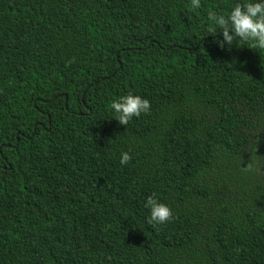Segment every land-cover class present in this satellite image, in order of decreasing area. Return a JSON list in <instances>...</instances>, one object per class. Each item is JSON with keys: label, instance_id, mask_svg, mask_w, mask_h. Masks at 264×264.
<instances>
[{"label": "trees", "instance_id": "1", "mask_svg": "<svg viewBox=\"0 0 264 264\" xmlns=\"http://www.w3.org/2000/svg\"><path fill=\"white\" fill-rule=\"evenodd\" d=\"M243 2L0 0V264H264V50L207 31Z\"/></svg>", "mask_w": 264, "mask_h": 264}, {"label": "clouds", "instance_id": "2", "mask_svg": "<svg viewBox=\"0 0 264 264\" xmlns=\"http://www.w3.org/2000/svg\"><path fill=\"white\" fill-rule=\"evenodd\" d=\"M201 0H191L189 10L199 9ZM208 19L211 22L207 31L214 36L222 30V39H218L220 47L228 46L229 50L234 43L238 46H245L256 50H264V0H245L237 3L228 14L208 12ZM217 28L219 31H217ZM73 61H68L71 64ZM115 111L117 121L127 126L133 117H140L142 114H149L151 110L150 101L140 95L129 92L111 104ZM132 156L129 152L122 153L120 163L127 165L131 162ZM252 170L249 162L242 171ZM146 207L150 209V225H164L174 219L173 210L167 204L161 202L155 193L149 195L146 200Z\"/></svg>", "mask_w": 264, "mask_h": 264}]
</instances>
